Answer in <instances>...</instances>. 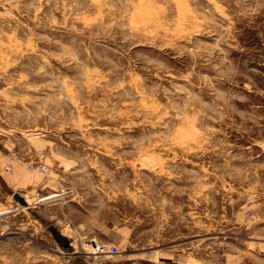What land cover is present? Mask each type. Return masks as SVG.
Returning <instances> with one entry per match:
<instances>
[{"label":"rangeland","instance_id":"1","mask_svg":"<svg viewBox=\"0 0 264 264\" xmlns=\"http://www.w3.org/2000/svg\"><path fill=\"white\" fill-rule=\"evenodd\" d=\"M0 160V264H264V0H0Z\"/></svg>","mask_w":264,"mask_h":264},{"label":"built area","instance_id":"2","mask_svg":"<svg viewBox=\"0 0 264 264\" xmlns=\"http://www.w3.org/2000/svg\"><path fill=\"white\" fill-rule=\"evenodd\" d=\"M26 165L29 169L38 168L43 174H47V172H48V167H47V164L45 162V156L43 153H40L34 159L27 161ZM8 167L11 168L12 163H9ZM92 243H95V246H96L95 252L99 251V252L103 253V252H107V251H114V250L117 251L118 250V247L116 245L111 246V245L104 244V243L103 244H98L96 242H92ZM88 246L92 247L93 250L95 249L94 246H92L90 244Z\"/></svg>","mask_w":264,"mask_h":264},{"label":"water","instance_id":"3","mask_svg":"<svg viewBox=\"0 0 264 264\" xmlns=\"http://www.w3.org/2000/svg\"><path fill=\"white\" fill-rule=\"evenodd\" d=\"M15 198L22 203H25L26 201L25 198L19 193H15ZM50 230L61 244L65 246L68 245L69 239L63 234V232L60 229H58L55 225H51Z\"/></svg>","mask_w":264,"mask_h":264},{"label":"crops","instance_id":"4","mask_svg":"<svg viewBox=\"0 0 264 264\" xmlns=\"http://www.w3.org/2000/svg\"><path fill=\"white\" fill-rule=\"evenodd\" d=\"M4 166H5V163L4 162L2 163V161L0 160V170H2ZM7 167H8V164H7Z\"/></svg>","mask_w":264,"mask_h":264}]
</instances>
